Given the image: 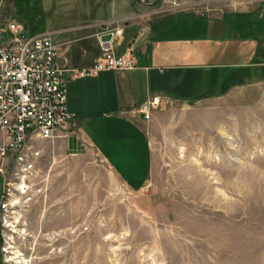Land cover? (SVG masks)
Masks as SVG:
<instances>
[{
    "label": "rangeland",
    "instance_id": "obj_1",
    "mask_svg": "<svg viewBox=\"0 0 264 264\" xmlns=\"http://www.w3.org/2000/svg\"><path fill=\"white\" fill-rule=\"evenodd\" d=\"M47 1L56 3L52 10H44ZM212 1L129 4L150 19ZM108 2L4 0L0 43L9 41L12 22L26 26L27 35L63 27L68 18L62 9L71 4L87 9L91 20H104L99 9ZM61 3L66 5L55 14ZM74 14L70 20L79 19ZM103 24L87 25V37L78 38L88 51ZM60 36L59 50L65 41ZM150 138L152 174L137 186L119 180L97 154H66L45 144L39 177L27 181L20 207H8L0 219V264H264V87L238 106L165 105L151 121ZM7 177L4 187L0 176L6 202L10 184L17 185Z\"/></svg>",
    "mask_w": 264,
    "mask_h": 264
},
{
    "label": "crops",
    "instance_id": "obj_2",
    "mask_svg": "<svg viewBox=\"0 0 264 264\" xmlns=\"http://www.w3.org/2000/svg\"><path fill=\"white\" fill-rule=\"evenodd\" d=\"M49 3L44 10L56 4ZM65 5L57 4L55 14ZM62 10L68 18L63 27L41 32L58 31L65 39L60 44L59 63L66 70L68 108L75 118L70 124L71 137L48 147L61 148L66 154H97L127 185H142L151 177V121L165 101L212 110L238 106L264 87V0H213L193 10L150 19L136 13L129 0H109L99 9L106 12L99 21L89 19L88 10L79 5ZM74 11L79 19L70 20ZM124 18L128 23L115 53L131 52L137 68L76 75L74 69L91 66L100 55L99 42L88 51L87 42L78 39L87 37V25ZM153 95H160L163 103L148 121L139 108Z\"/></svg>",
    "mask_w": 264,
    "mask_h": 264
},
{
    "label": "built area",
    "instance_id": "obj_3",
    "mask_svg": "<svg viewBox=\"0 0 264 264\" xmlns=\"http://www.w3.org/2000/svg\"><path fill=\"white\" fill-rule=\"evenodd\" d=\"M100 28V55L91 66L74 69L75 74L93 76L106 70L137 68V58L131 52L121 56L115 53V46L124 35V24L110 21ZM8 29L9 41L0 43V176L5 178V187L9 184L8 175L16 182L27 177L30 183L39 177L36 166L42 159L44 145L69 139L70 124L75 118L68 108L66 70L59 63L60 32L27 35L26 29L14 22ZM107 35L111 39L102 40ZM162 103L160 95H153L139 110L146 120H151ZM8 207L9 200L6 202L3 195L0 219L6 216Z\"/></svg>",
    "mask_w": 264,
    "mask_h": 264
},
{
    "label": "bare ground",
    "instance_id": "obj_4",
    "mask_svg": "<svg viewBox=\"0 0 264 264\" xmlns=\"http://www.w3.org/2000/svg\"><path fill=\"white\" fill-rule=\"evenodd\" d=\"M26 180V181H25ZM25 180L24 181H17V185L16 184H10V186L11 187H13V190L11 189L10 191H8V196H9V198L10 199H8L9 200V207H11L12 209H14V208H17L18 206L20 207V205H21V201H19V195L21 194V192H22V194L21 195H23V194H26L27 193V191H28V189H27V177L25 178ZM10 186H8V187H10ZM5 187V186H4ZM16 192H18L19 194H17ZM20 195V196H21ZM19 197V198H18ZM13 211V210H12ZM11 211V212H12ZM9 212V211H8ZM11 214V213H10ZM10 215H8V217H9ZM12 217H13V215H12ZM19 217L20 216H15V218H16V220H17V218L19 219ZM16 220L13 222V223H11L10 224V226L12 225L13 226V228H14V224H16ZM20 222V221H19ZM19 222H17V223H19ZM15 228H17V226H15ZM14 228V229H15ZM20 251H16V257L17 258H19V255H20ZM18 263H20V264H25V262L24 261H22V260H18Z\"/></svg>",
    "mask_w": 264,
    "mask_h": 264
},
{
    "label": "water",
    "instance_id": "obj_5",
    "mask_svg": "<svg viewBox=\"0 0 264 264\" xmlns=\"http://www.w3.org/2000/svg\"><path fill=\"white\" fill-rule=\"evenodd\" d=\"M136 1H138L140 4H143V5H145V6H149V7H151V6H155L160 0H155V1L151 2V3H147V2H145L144 0H136ZM3 4H4V0H2V5H1V7H0V10H1L2 7H3ZM110 39H111V36H110V35L104 36V37L102 38V40H104V41H108V40H110Z\"/></svg>",
    "mask_w": 264,
    "mask_h": 264
}]
</instances>
